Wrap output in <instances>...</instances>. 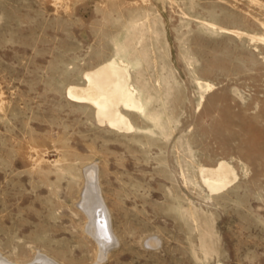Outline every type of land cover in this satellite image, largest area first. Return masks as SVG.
I'll list each match as a JSON object with an SVG mask.
<instances>
[{
  "label": "rangeland",
  "instance_id": "rangeland-1",
  "mask_svg": "<svg viewBox=\"0 0 264 264\" xmlns=\"http://www.w3.org/2000/svg\"><path fill=\"white\" fill-rule=\"evenodd\" d=\"M252 36L264 37V0H0V256L264 264V41ZM113 57L145 104L130 133L67 94ZM221 159L239 178L214 194L199 168ZM90 169L115 240L102 257L79 207Z\"/></svg>",
  "mask_w": 264,
  "mask_h": 264
},
{
  "label": "bare ground",
  "instance_id": "bare-ground-1",
  "mask_svg": "<svg viewBox=\"0 0 264 264\" xmlns=\"http://www.w3.org/2000/svg\"><path fill=\"white\" fill-rule=\"evenodd\" d=\"M212 26L215 27L214 24ZM223 30L226 31V29ZM228 31L238 35L244 33L239 30ZM256 38L264 41L263 36H252V40ZM130 71V64L124 60L118 57L109 58L97 65L96 68L84 72L85 84L68 86V97L76 103L91 105L95 108L97 122L121 133H130L135 130L132 115L145 113V104L133 85V76ZM201 83L207 90L214 87L209 82ZM199 174L204 187L214 194L224 191L239 178L236 166L227 159H221L213 166H200ZM93 175L94 173L90 169L87 172V180L82 190L79 207L89 218L84 231L92 235L101 245L99 256L102 257L115 240L104 230L108 225V218L104 205L101 203L98 188L93 184ZM0 264H10V262L7 258L0 256ZM31 264L58 263L39 255Z\"/></svg>",
  "mask_w": 264,
  "mask_h": 264
}]
</instances>
